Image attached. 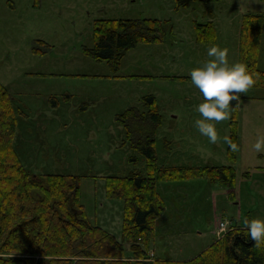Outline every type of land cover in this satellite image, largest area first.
I'll return each instance as SVG.
<instances>
[{
	"label": "rangeland",
	"instance_id": "374dc122",
	"mask_svg": "<svg viewBox=\"0 0 264 264\" xmlns=\"http://www.w3.org/2000/svg\"><path fill=\"white\" fill-rule=\"evenodd\" d=\"M247 12H264V0H0V81L23 111L15 148L25 166L36 174L80 176L90 221L128 246L124 201L107 196L106 178L147 173L143 154L118 116L130 107L148 111L144 97L152 94L162 115L158 166L233 165L237 172L234 194L202 175L158 185L166 207L150 250L155 257L191 258L244 226L246 218L264 216V151L253 146L264 135V87L239 94V150L232 160L227 142L212 143L195 126L203 96L190 76L208 59L212 43L227 46L230 60H240L241 19ZM98 18H156L174 27L165 40L126 51L114 70L111 62L84 51L95 44ZM211 21L216 39L199 42L195 22ZM262 40L258 67L264 69V32ZM237 110L216 122L221 137L231 136ZM223 221H230L228 229L220 227Z\"/></svg>",
	"mask_w": 264,
	"mask_h": 264
},
{
	"label": "trees",
	"instance_id": "16d2710c",
	"mask_svg": "<svg viewBox=\"0 0 264 264\" xmlns=\"http://www.w3.org/2000/svg\"><path fill=\"white\" fill-rule=\"evenodd\" d=\"M173 27L172 21L156 18H98L94 21L95 44L84 51L97 60L111 62L113 69L118 70L126 51L141 42L165 40L173 33ZM195 27L199 42L216 39L212 22H195ZM263 30L264 12L243 14L240 61L261 73L253 87H264V69L258 67ZM156 100L149 94L144 97L148 111L130 107L118 116L126 126L128 140L147 162L146 174L134 170L106 178L107 196L124 201L123 235L127 246L115 234L90 221L81 201L80 176L36 174L25 166L15 148L19 115L23 111L0 81V264H264V245L254 246L255 242L245 235V225L229 230L223 238L188 259L150 255L157 219L166 207L158 182L202 175L213 182L221 181L233 194L237 182L233 165L158 166L156 137L162 115ZM237 106L236 102L235 110ZM237 112L230 136L235 143ZM228 153L232 160L237 156L230 145Z\"/></svg>",
	"mask_w": 264,
	"mask_h": 264
},
{
	"label": "clouds",
	"instance_id": "9594fccd",
	"mask_svg": "<svg viewBox=\"0 0 264 264\" xmlns=\"http://www.w3.org/2000/svg\"><path fill=\"white\" fill-rule=\"evenodd\" d=\"M214 40L215 37H210ZM230 49L216 43L207 49L208 59L200 62L190 70L192 83L200 90L203 99L197 105L201 114L195 120V126L200 133L207 136L212 143L223 139L233 151L239 150V145L228 135L220 136L216 122L225 120L235 107L233 100H240L241 92L257 84L261 73L253 71L250 66L240 60H230ZM256 50V55H258ZM254 148L264 151V135L258 137ZM245 235L255 242L254 246L264 245V216H253L244 221Z\"/></svg>",
	"mask_w": 264,
	"mask_h": 264
},
{
	"label": "crops",
	"instance_id": "0c3cea01",
	"mask_svg": "<svg viewBox=\"0 0 264 264\" xmlns=\"http://www.w3.org/2000/svg\"><path fill=\"white\" fill-rule=\"evenodd\" d=\"M211 22H213V21H211ZM163 183H169V185H171L170 183H172V182H171V181H169V182H167V181H166V182H163V181H162V182H158V183H157V188H158V185H161V184H163ZM169 185H168V186H169ZM164 189H165V188H164ZM160 193H161V192H160ZM161 194H162V193H161ZM162 217H163V214L160 216V220H161V221H162ZM158 226H161L159 222H157V227H156V230H155L156 233H157V228H158ZM211 243H213V242H211ZM211 243H210V244H211ZM210 244H209V245H210ZM205 248H206V247H205ZM205 248H203V249L200 250L198 253H196V255L199 254L201 251H203ZM153 250H154V249H153ZM196 255H194V256H196ZM185 259H188V258H185Z\"/></svg>",
	"mask_w": 264,
	"mask_h": 264
},
{
	"label": "built area",
	"instance_id": "2783aa9c",
	"mask_svg": "<svg viewBox=\"0 0 264 264\" xmlns=\"http://www.w3.org/2000/svg\"><path fill=\"white\" fill-rule=\"evenodd\" d=\"M230 225V221H223V222H220V227L222 226V229H228ZM153 254V253H152Z\"/></svg>",
	"mask_w": 264,
	"mask_h": 264
}]
</instances>
